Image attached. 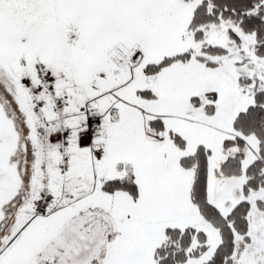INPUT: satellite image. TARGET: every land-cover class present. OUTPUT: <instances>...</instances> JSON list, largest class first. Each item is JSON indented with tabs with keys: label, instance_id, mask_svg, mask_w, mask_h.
<instances>
[{
	"label": "snow or ice",
	"instance_id": "1",
	"mask_svg": "<svg viewBox=\"0 0 264 264\" xmlns=\"http://www.w3.org/2000/svg\"><path fill=\"white\" fill-rule=\"evenodd\" d=\"M0 264H264V0H0Z\"/></svg>",
	"mask_w": 264,
	"mask_h": 264
}]
</instances>
